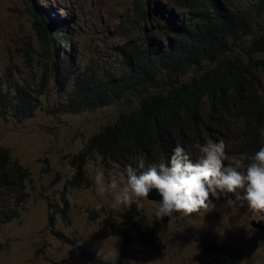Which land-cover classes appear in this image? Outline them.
Returning a JSON list of instances; mask_svg holds the SVG:
<instances>
[{
    "label": "rangeland",
    "instance_id": "1",
    "mask_svg": "<svg viewBox=\"0 0 264 264\" xmlns=\"http://www.w3.org/2000/svg\"><path fill=\"white\" fill-rule=\"evenodd\" d=\"M184 1L190 3L0 0V85L12 94L20 89L36 96L51 64L69 56L79 75L120 73L130 61L128 50L144 49L158 29V8L183 19ZM225 2L230 8L247 5L256 20L251 35L241 32L226 47L218 36L216 44L223 49L218 57L247 55L251 37L264 33V13L251 10L248 0ZM33 13L43 14L49 30L54 29L48 26L51 17L69 19L62 25H69L64 28L73 41L53 50ZM216 61L185 68L184 75L162 74L145 95L187 82ZM252 73L220 130L212 128L207 136L200 129L197 140L185 138L175 168L149 170L152 185L165 194L159 203L142 195L141 160L127 167L92 155L80 186H68L76 174L72 157L120 114L134 111L139 100L128 95L95 110L62 113L72 80L61 90L50 78L32 116L0 118V147L32 179L25 184L27 197L8 215L0 195V264H215L217 248L239 256L240 264H264V229L252 225L264 227V69ZM130 219L148 225L153 235L132 230Z\"/></svg>",
    "mask_w": 264,
    "mask_h": 264
},
{
    "label": "trees",
    "instance_id": "2",
    "mask_svg": "<svg viewBox=\"0 0 264 264\" xmlns=\"http://www.w3.org/2000/svg\"><path fill=\"white\" fill-rule=\"evenodd\" d=\"M188 1L190 3H183V19H172V12L158 8L159 14L155 19L159 30L148 37L144 49L128 50L130 61L120 73L107 77L79 75L74 72L69 56L51 64V71L40 83L36 96L20 89L12 94L0 85V118L9 113H13L18 120L32 116L41 105L40 97L46 93L50 78L61 90L72 80L73 91L61 107L62 113L91 111L135 95L139 104L134 111L120 114L113 124L92 136L84 148L72 157L71 164L76 174L67 184L80 186L85 178L86 163L97 154L104 160L127 167L134 166L135 161H143L139 169L141 180L144 185H152L155 179L149 170L155 168L161 172V169L175 168L181 164L178 160H182L185 151V138L197 140L200 129H205L207 136H210L212 128L220 130L230 115L231 104L242 95L249 79L254 78L252 72L264 69V33L251 37L250 53L247 55L226 59L218 57L223 50L216 44L218 36L226 47L237 40L241 32L252 34L256 19L246 9L247 5L230 8L225 0ZM248 2L253 7L251 10L264 13V0ZM33 14L36 28L43 32L45 44L53 50L57 51L62 43L73 41L64 28L69 25H62L69 19L51 17L48 26L54 29L49 30L43 21V14ZM173 24H176L177 30ZM255 56H258L257 59ZM209 59H218L211 69L192 76L187 82L172 83L165 92L145 95L147 87L154 85L162 74L184 75L185 68L202 67ZM253 99H258L254 92ZM151 159L153 163L147 165L146 162ZM27 181L32 182L29 171L12 159L8 149L0 147L3 214L14 212L25 200ZM60 211L65 215L64 210ZM128 225L135 232L153 235L148 225L131 219ZM90 257L96 260L94 254ZM213 257L215 264H240L241 259L224 248L215 249Z\"/></svg>",
    "mask_w": 264,
    "mask_h": 264
},
{
    "label": "water",
    "instance_id": "3",
    "mask_svg": "<svg viewBox=\"0 0 264 264\" xmlns=\"http://www.w3.org/2000/svg\"><path fill=\"white\" fill-rule=\"evenodd\" d=\"M143 196L150 201L161 202L165 199V194L163 190L157 189L154 186H147L142 191ZM253 227L264 229L261 223H252Z\"/></svg>",
    "mask_w": 264,
    "mask_h": 264
},
{
    "label": "clouds",
    "instance_id": "4",
    "mask_svg": "<svg viewBox=\"0 0 264 264\" xmlns=\"http://www.w3.org/2000/svg\"><path fill=\"white\" fill-rule=\"evenodd\" d=\"M172 22H173V21H172ZM147 186H154V185H145V187H147ZM145 187H144V188H145ZM154 187H155V186H154ZM144 188H143V189H144ZM155 188H156V187H155ZM157 189H159V188H157ZM160 190H161V189H160ZM142 191H143V190H142ZM142 195H143V194H142ZM144 197H145V196H144ZM145 198H146V197H145ZM147 200H148V199H147ZM164 200H165V199H164ZM164 200H163V201H164ZM149 201H150V200H149ZM163 201H161V202H163ZM152 202H154V201H152ZM158 203H159V202H158Z\"/></svg>",
    "mask_w": 264,
    "mask_h": 264
},
{
    "label": "bare ground",
    "instance_id": "5",
    "mask_svg": "<svg viewBox=\"0 0 264 264\" xmlns=\"http://www.w3.org/2000/svg\"><path fill=\"white\" fill-rule=\"evenodd\" d=\"M155 202V201H154Z\"/></svg>",
    "mask_w": 264,
    "mask_h": 264
}]
</instances>
